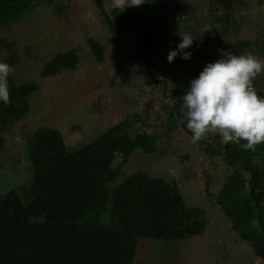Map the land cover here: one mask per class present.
Listing matches in <instances>:
<instances>
[{
	"label": "trees",
	"instance_id": "trees-1",
	"mask_svg": "<svg viewBox=\"0 0 264 264\" xmlns=\"http://www.w3.org/2000/svg\"><path fill=\"white\" fill-rule=\"evenodd\" d=\"M42 1L0 0V32L25 18ZM96 1L105 20L106 32L112 38H118L126 30L140 25V40L123 56H131L124 58L126 62L131 61L124 71L126 78L120 74L118 79H142L149 88H156L155 84L159 83L165 91L167 83L156 79L161 72L160 60L156 49L153 56L151 49L157 46L160 35L167 34L165 24L174 14L158 0H143L144 4L138 6L154 12L148 18L139 8L129 7L122 12L116 6H110L106 11L100 0ZM81 2L80 6L84 8L91 3L90 0ZM240 2L213 0L217 11L213 15L216 16V24L223 28L221 34L224 37L228 36L229 30L235 31L244 23L240 13L232 15L235 5ZM242 2L247 3L245 0ZM250 3L264 9V0H250ZM211 39L212 52L223 49L241 55L251 49L248 41L237 40L226 47L219 38ZM98 40L87 39L88 53L82 60L86 64L90 62L91 66L93 63L108 64L111 72L112 67L120 68V64L113 65V56L104 55ZM23 41L27 46L20 45L24 47L21 52L36 49L35 43L30 45L28 40ZM198 43L199 52H205L207 44ZM10 44L0 36V62L12 65L17 56L12 53ZM78 51L79 48L73 47L56 54L39 69L41 77L52 79L62 76L64 69L73 71L80 62ZM3 55L7 56L2 60ZM88 68H91L89 71L93 78L99 79L98 71ZM10 79L9 75L10 103H0V148L4 135L10 134L14 122L28 111L26 98L38 89L33 82L16 84ZM96 84H93L95 89ZM188 87L189 84H181L171 89L169 94L164 92L171 101L170 106L167 104L171 124L165 127L164 134L176 133L181 137L178 144L192 150L191 155L179 158V163L182 165L187 161L191 166L193 157V163L199 164V175L198 169L193 170L192 175L205 185L209 201L220 208L238 239L248 244L254 256L264 264V143L257 145L254 151L244 150L243 142L224 144L214 132L193 143L182 109V96ZM255 90L258 96H264V92ZM93 109L96 110V106ZM158 144L156 133H135L127 120L115 124L94 142L74 151L68 150L61 133L56 130L46 132L30 147L28 154L33 173L29 186L31 199L40 210L38 221L32 220L24 210L17 191L0 192V264H133L140 238L172 242L202 233L208 218L201 208L182 207L179 211L176 208L164 211L156 207V200L151 198L152 193H148L147 186L159 185L161 180L135 170L127 172L121 181L116 182L121 166L135 164L132 162L137 159L134 157L136 151L142 152L147 160L167 155V151H161ZM193 151L197 154L193 155ZM119 156L121 161L116 165L115 159ZM115 182L111 188L110 184ZM210 189L212 191L208 193ZM174 196L175 199L180 197L181 203L182 197ZM237 196L242 198L241 203L234 200L233 197ZM103 198L107 203L106 223L101 215H95L96 206ZM248 204L252 209L246 213L250 210Z\"/></svg>",
	"mask_w": 264,
	"mask_h": 264
},
{
	"label": "rangeland",
	"instance_id": "rangeland-1",
	"mask_svg": "<svg viewBox=\"0 0 264 264\" xmlns=\"http://www.w3.org/2000/svg\"><path fill=\"white\" fill-rule=\"evenodd\" d=\"M90 1L84 8L80 6L81 0H43L25 18L0 32V36L11 43L12 53L17 56V61L13 66L10 65L13 69L10 80L16 84L33 82L38 88L26 98V114L15 121L12 132L3 137L0 148V192L17 191L24 210L32 220L38 221L40 210L31 199L29 186L33 174L28 159L30 147L46 132L56 130L63 136L68 150H78L94 142L115 124L127 120L135 133H156L159 136V148L167 151V155L147 160L142 152L136 151L134 157L137 159L132 162L135 164L121 166L116 182L121 181L127 172L142 171L162 181L159 185L147 186L148 193H152L151 198L156 200V207L164 211L170 208L179 211L182 207L201 208L208 218L204 231L186 240L167 242L138 239L133 264H261L248 244L238 239L228 226L220 208L209 201L205 185L192 175L193 170L195 172L197 169L199 175V164L193 163V157L190 159L191 166L187 161L182 165L179 163V158L191 155L192 150L178 144L181 143V137L176 133H164L165 127L171 124L168 120L171 101L165 93L169 94L177 85L189 84L198 77L206 64L221 58L220 51L212 52V37L219 38L226 47L237 40L248 41L251 45L249 53L264 58V9H258L250 0H245L247 3L241 0L235 5L232 15L240 13L244 23L235 31L229 30L228 36L224 37L221 34L223 28L216 24V16L213 15L217 13L213 0H158L174 14L165 24L167 34L160 35L157 46L151 49L152 56L156 49L160 60L161 72L156 79L164 80L168 85L162 91L159 83L155 84L156 88H149L142 79H118L121 78L120 74L126 78L124 71L131 61H124L130 55L123 56L131 48L134 49L140 40V25L133 30H126L118 38H112L104 27L105 20L98 8L99 3ZM100 3L106 11L110 6H115L113 0H100ZM140 12L146 18L154 13L146 9ZM185 33L190 34L194 41L187 49L192 53L191 59L184 61L177 56L172 63H168V52L175 50L181 42L180 35ZM88 38L99 39L104 55L113 56V65L120 64V68L112 67L111 72L108 64H86L82 58L88 53L85 44ZM23 40H28L30 45L35 43L36 49L21 52L24 47L20 45L25 44ZM198 42L207 44L205 52H199ZM73 47L79 48L80 58L73 71L64 69L62 76L52 79L41 77L39 69L46 62ZM6 56L3 55L2 60ZM88 67L98 71L96 75L99 77L100 74L99 79L93 78ZM254 81V88L264 92V75L256 77ZM96 82L95 89L93 84ZM95 106L96 110L93 109ZM196 154L193 151V155ZM120 161L121 156L115 159V164L118 165ZM116 182L110 187L113 188ZM174 194L182 197L181 203L180 197L175 199ZM233 198L241 203V197ZM105 203L106 199L103 198L95 212L96 216L101 215L104 223L108 218ZM249 209L246 213L252 208Z\"/></svg>",
	"mask_w": 264,
	"mask_h": 264
},
{
	"label": "clouds",
	"instance_id": "clouds-1",
	"mask_svg": "<svg viewBox=\"0 0 264 264\" xmlns=\"http://www.w3.org/2000/svg\"><path fill=\"white\" fill-rule=\"evenodd\" d=\"M122 12L129 7L144 4L143 0H113ZM175 50L167 54L172 63L179 56L188 61L187 51L194 41L190 34H183ZM221 58L208 63L192 79L182 96L183 116L191 140L197 143L214 132L224 144H241L244 150H255L264 143V96H258L253 80L264 73V58L251 53L234 55L220 50ZM12 67L0 62V103H10L9 75Z\"/></svg>",
	"mask_w": 264,
	"mask_h": 264
}]
</instances>
